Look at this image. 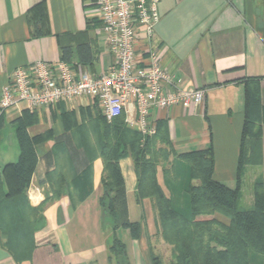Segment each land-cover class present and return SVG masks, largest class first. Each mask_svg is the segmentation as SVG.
<instances>
[{
    "label": "crops",
    "instance_id": "obj_1",
    "mask_svg": "<svg viewBox=\"0 0 264 264\" xmlns=\"http://www.w3.org/2000/svg\"><path fill=\"white\" fill-rule=\"evenodd\" d=\"M159 15L152 38L139 33L138 66L149 67L155 50L177 89H204L206 98L189 108L152 110L150 120L178 150L212 146L214 179L227 187L236 186L242 162L238 208L243 199L251 209L240 210H253L255 186L264 184V0H160ZM103 27L99 0H0V98L14 71L38 60H65L96 75L106 73L115 58ZM1 115L0 170L20 158L19 120L35 119L27 129L31 137L48 131L53 137L36 145L38 164L27 189L31 208L42 211L31 236L35 248L20 261L0 236V264H150V231H157L159 220L152 202L137 200L132 159H122L120 169L130 221L141 224L143 232L135 239L124 230L126 236L118 239L126 257L116 258L110 252L114 236L103 226L99 199L94 197L102 190L104 161L81 153L67 160L50 156L54 149L58 153L62 147L82 146L78 133L87 123L100 132V105L93 100L37 109L22 104ZM9 124L11 131L6 132ZM246 185L251 194L244 197ZM79 195H86L85 200ZM145 203L150 206L149 220H144ZM216 218L225 225L231 222L220 214ZM253 261L264 264V256L252 253L250 264Z\"/></svg>",
    "mask_w": 264,
    "mask_h": 264
},
{
    "label": "trees",
    "instance_id": "obj_2",
    "mask_svg": "<svg viewBox=\"0 0 264 264\" xmlns=\"http://www.w3.org/2000/svg\"><path fill=\"white\" fill-rule=\"evenodd\" d=\"M3 119L1 115L0 131ZM103 119L110 127L106 128L105 139L99 151L92 153L91 160L100 157L104 161L103 195L100 202L112 219L115 235L110 252L114 257H126V248L116 234L118 230H129L135 239L140 238L143 232L140 224L130 221L126 188L120 169V161L124 158L132 159L135 166L138 176L137 200L152 198L164 238L168 242L171 236L175 238L173 244L180 252L177 264H250L252 253L264 256V184L258 183L255 186V208L241 211L238 203L242 189V162L237 184L230 188L214 179L212 146L187 155L186 162L191 166L192 179L200 182V185L192 186L189 190L191 211L187 218L172 208L158 187L154 168H149L145 162L147 153L155 147V139L162 136L163 140H169L167 135L156 125V134L144 137L137 130L128 128L123 116L112 123L105 117ZM19 121L17 138L20 158L17 163L6 165L0 174V233L5 240V248L21 261L31 256L35 248L31 236L42 221V211L31 208L27 197V189L38 164L36 145L51 139L53 133L48 131L31 137L27 129L35 119ZM118 123L124 125L125 129L112 127ZM87 172V169L83 172L84 178ZM149 180L155 187L152 194H146L143 189V183ZM216 214L229 218L230 224L220 222ZM15 218L27 221L30 232L26 234L19 227L11 230L13 226L10 220ZM152 264L164 263L154 256Z\"/></svg>",
    "mask_w": 264,
    "mask_h": 264
},
{
    "label": "built area",
    "instance_id": "obj_3",
    "mask_svg": "<svg viewBox=\"0 0 264 264\" xmlns=\"http://www.w3.org/2000/svg\"><path fill=\"white\" fill-rule=\"evenodd\" d=\"M160 0H99V18L110 53L115 60L110 69L96 75L87 67L59 61L38 60L17 68L2 88L0 114L22 104L32 109L61 102L96 101L109 123L124 117L128 128L144 137L156 134L152 110L173 106L200 105L206 90H180L173 76L162 68L157 51L150 52L147 68L138 66L136 44L139 33L153 37L160 21Z\"/></svg>",
    "mask_w": 264,
    "mask_h": 264
},
{
    "label": "rangeland",
    "instance_id": "obj_4",
    "mask_svg": "<svg viewBox=\"0 0 264 264\" xmlns=\"http://www.w3.org/2000/svg\"><path fill=\"white\" fill-rule=\"evenodd\" d=\"M100 132L95 133L93 129L88 128L87 125L90 127V124H85L83 128L78 133V139L83 144L82 146H75L73 148H60L59 152L57 153V150H52L50 153L51 157H55L56 159H71L72 156H74L75 153H81L85 155L88 159L92 158V153H96L99 151V148L101 146V142L105 139V135L107 134L106 128L110 127L105 123L103 117H100ZM10 124L6 128V132H10ZM113 128H119L122 127L125 129V126L118 123V125H113ZM12 128V126H11ZM116 129V131H117ZM70 136L73 135L72 132L68 133ZM67 134V135H68ZM163 137H158L155 139V147L152 148V150L147 153L145 162L150 166L149 168H154L156 181L158 184L159 189L163 192L164 196L170 201L172 208L176 209L179 213L184 215L185 217H190V211H191V199L189 195V190L193 186L200 185L199 180H193L192 179V172H191V166L188 162H186V157L189 153L192 152H198L202 150L194 149V150H178L177 147L173 144L170 140H163ZM205 150V149H204ZM94 151V152H93ZM3 155V154H2ZM73 159V158H72ZM8 165V164H7ZM70 165V164H69ZM65 166H68L65 164ZM5 168V167H4ZM144 169V168H143ZM3 170H0V174ZM86 175L88 173H85ZM152 181L149 180L148 183H143V189L146 194H152V192L155 191V187L151 184ZM248 185H246L244 190V197L246 195H250V189H248ZM5 191V188H4ZM103 195V190H101V193L98 194L97 197L99 199V207H100V215L102 222L104 225H106V228H109L108 234L111 236H114V231L112 229L113 223L112 219L107 213L105 209L102 208L100 199ZM86 195H79L77 197L78 199L85 200ZM75 201L76 204H80L81 201L78 200ZM148 202L153 203L152 198L146 199ZM145 211H143V214L145 213L144 220H149L150 218V206L145 203ZM149 204V203H148ZM154 204V203H153ZM240 209L241 210H249L251 208H248L245 201L243 202V199L240 202ZM11 230H13L15 227L21 228L26 234L30 232V225L27 221L24 222L22 219H11ZM137 223L138 222H133ZM17 225V226H15ZM141 225V224H140ZM157 231H155V227H151L150 233L152 234V238L148 241V255L150 258V264H152V258L154 256L159 257L164 264H177V259L179 256V248L173 244L175 243V238H173L171 235V239L168 242L164 236L162 227L160 226V223L158 221ZM127 232V231H126ZM5 233V232H4ZM117 237L123 238L126 236V233L124 230L121 229L120 232L116 233ZM1 236V233H0ZM171 242V243H170ZM254 264V261H253Z\"/></svg>",
    "mask_w": 264,
    "mask_h": 264
}]
</instances>
